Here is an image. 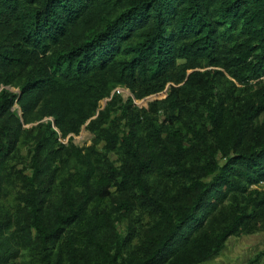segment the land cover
Here are the masks:
<instances>
[{
  "label": "trees",
  "instance_id": "16d2710c",
  "mask_svg": "<svg viewBox=\"0 0 264 264\" xmlns=\"http://www.w3.org/2000/svg\"><path fill=\"white\" fill-rule=\"evenodd\" d=\"M207 67L223 68L240 84L264 77V0H0V88L18 90H0V202L14 195L16 205L13 215L0 207V264L35 242H60L69 264H200L219 256L229 237L257 231L264 221V136L251 124L264 101L228 112L214 87L201 93L197 73L184 81L187 71ZM172 82L184 84L133 117L122 107L126 132L100 128L102 111L91 120L116 84L139 99ZM40 107L53 123L39 126L31 175L14 179L7 160L27 116ZM196 110L203 126L177 129ZM87 122L92 141L72 149V172L56 184L50 162L64 147H50L57 134L77 135ZM103 142L117 162L102 157ZM161 177L182 181L181 191L148 196L149 180ZM113 186L152 213L138 256L129 254L126 263L128 238L102 208ZM238 196L251 197L240 213ZM213 213L221 214L222 228H206Z\"/></svg>",
  "mask_w": 264,
  "mask_h": 264
},
{
  "label": "rangeland",
  "instance_id": "374dc122",
  "mask_svg": "<svg viewBox=\"0 0 264 264\" xmlns=\"http://www.w3.org/2000/svg\"><path fill=\"white\" fill-rule=\"evenodd\" d=\"M181 63H183V61H178V64ZM193 73H197L198 75V77L196 76V80H201V93L206 88L214 87L217 99L220 98L228 104V112L234 109V114L237 112L240 113V110L248 100H251L250 104L256 102L260 97H262L264 101V77L249 81L247 84H240L223 68L207 67L187 71L184 81ZM207 83L208 85H206ZM183 84L184 82L178 85L173 82L168 83L162 93L139 99L125 86L116 84L109 91V95L100 101L96 115L91 120L97 118L98 113L102 111V126L100 128L112 135L120 134L122 130L126 132L129 130V124L127 122L129 118L127 119L126 116L121 114L120 111L122 107L126 110V114L132 115L130 116L131 118L134 116L137 109H147L150 102L156 99H164L172 87L178 88L183 86ZM117 88L119 89V93L114 91ZM1 89L18 93V90L14 87H1L0 90ZM200 91H197L196 95L193 96L196 104L199 99L198 96L200 95ZM203 95L207 96L208 93L205 94L204 90ZM108 106L110 109L106 111ZM14 109L18 111V116L21 117L19 107L14 105ZM196 112L197 114L192 115L193 117L190 120L185 121L186 124L181 123L178 125L177 129L186 130L188 127L201 128L203 126V117L197 110ZM44 113L42 107L37 108L31 115L27 116V124H23L24 134L19 138L16 149L7 160L10 176L14 179L20 174L24 176L31 175L30 152L36 138L39 136L40 131H42L39 130V126L53 123L52 118L45 116ZM158 116L160 123H163V115L159 113ZM251 129L258 130L263 138L264 112L252 122ZM254 137L255 135H251L249 139H254ZM92 138L93 134L92 130L89 129V122L82 126L77 135L68 134L66 137H61L60 133L57 134V144L52 145L50 148H57V145H62L64 150L61 151L58 159L50 162L52 170L56 167L58 168L55 173L56 184H58L60 177H66L72 172L73 163L76 161L72 149H81L83 151L88 148ZM104 145L105 142H103L101 147H98V151L101 152L102 157H106L112 162H117L118 155L116 151L112 149L108 152L107 147H103ZM83 153L84 152L81 154ZM16 184L17 188H14V190L20 189L21 183L16 180ZM183 184L182 181L170 182L168 180H163V177L152 178L148 182L149 187L147 189V195L155 197H159L160 195L164 197L168 195V198L174 197L176 193L181 191ZM249 199H251V197L248 196H238V198L234 199L236 202H233V204L237 203V208H235L237 210L234 211L240 213V210L245 209L246 204L248 205ZM123 202L128 204L129 212H125L122 208L121 204ZM228 204L229 201L226 202V206ZM15 206L14 195H9L0 202L2 210L9 211L11 215L15 214ZM102 208L107 209L112 214L117 229L128 238L124 248V261L122 262L126 263L124 258L130 256L129 254L133 253L137 257L145 233L153 223L152 213L146 206V203L141 204L135 195L124 193L120 191L117 186H113L105 193ZM220 215L221 214L213 213L212 216H209L206 228H222V224H220ZM255 228H257V231L249 235H241L243 233L242 231L239 232L240 234L229 237L225 242L224 249L219 253V256L209 262L200 264H264V240L253 241L252 239L254 238L253 235L264 233V221L258 223ZM62 246L60 242H55L53 244L48 243L46 246H42L35 242L22 249L18 253V256L8 264H69V256Z\"/></svg>",
  "mask_w": 264,
  "mask_h": 264
},
{
  "label": "crops",
  "instance_id": "0c3cea01",
  "mask_svg": "<svg viewBox=\"0 0 264 264\" xmlns=\"http://www.w3.org/2000/svg\"><path fill=\"white\" fill-rule=\"evenodd\" d=\"M253 235V234H252ZM253 241H263L264 240V233L253 235Z\"/></svg>",
  "mask_w": 264,
  "mask_h": 264
},
{
  "label": "built area",
  "instance_id": "2783aa9c",
  "mask_svg": "<svg viewBox=\"0 0 264 264\" xmlns=\"http://www.w3.org/2000/svg\"><path fill=\"white\" fill-rule=\"evenodd\" d=\"M114 91H115V92H117V93H119V89H118V88H117V89H115ZM114 91H113V92H114Z\"/></svg>",
  "mask_w": 264,
  "mask_h": 264
}]
</instances>
